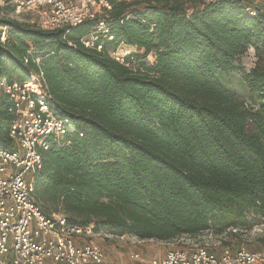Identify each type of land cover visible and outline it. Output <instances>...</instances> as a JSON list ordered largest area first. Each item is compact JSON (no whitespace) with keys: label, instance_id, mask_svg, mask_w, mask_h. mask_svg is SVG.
<instances>
[{"label":"trees","instance_id":"1","mask_svg":"<svg viewBox=\"0 0 264 264\" xmlns=\"http://www.w3.org/2000/svg\"><path fill=\"white\" fill-rule=\"evenodd\" d=\"M11 12L0 6V80L42 72L53 114L83 133L43 154L33 195L45 214L164 242L257 220L264 229L263 0H131L54 31ZM99 22L108 33L92 40ZM119 45L141 53L120 63L111 56ZM249 48L257 62L246 72ZM14 118L0 88V148L13 149Z\"/></svg>","mask_w":264,"mask_h":264},{"label":"built area","instance_id":"2","mask_svg":"<svg viewBox=\"0 0 264 264\" xmlns=\"http://www.w3.org/2000/svg\"><path fill=\"white\" fill-rule=\"evenodd\" d=\"M130 1L10 0V14L20 17L34 13L35 28L54 31L100 19L113 4ZM247 11L255 15L253 8ZM99 33H108L103 22L97 25L92 40ZM0 42H5V29L1 28ZM129 53L117 48L111 56L122 63ZM0 88L9 97L15 117L8 130L13 149L0 148V264H104L105 251L91 240L92 225L80 227L69 224L60 213L45 214L33 195V177L42 168L44 152L52 146L68 145L67 137H82L83 133L70 119L53 114L42 72L27 82L2 78ZM130 259L142 264H264V247L251 251L223 245L215 252L196 245L169 250L161 258H145L135 252Z\"/></svg>","mask_w":264,"mask_h":264},{"label":"rangeland","instance_id":"3","mask_svg":"<svg viewBox=\"0 0 264 264\" xmlns=\"http://www.w3.org/2000/svg\"><path fill=\"white\" fill-rule=\"evenodd\" d=\"M0 6H6L9 9L12 7L10 0L6 2L5 0H0ZM8 18L29 26H33L32 23L37 19L34 13L24 14L20 17L9 14ZM118 48L119 50L129 51L130 53H141L136 48L125 45H119ZM144 61L151 64L154 61V57L152 55L147 56ZM262 61L264 63V60ZM256 62L257 58L255 57L254 50L249 48L247 53L241 58L240 66L244 71L249 72L255 66ZM231 82L236 88L239 98L246 101L248 95L247 87L243 84L240 76L233 75ZM248 219L253 221V216L248 215ZM91 240L98 243L105 251L106 260L104 264H142L132 261L130 255L138 252L142 253L145 258L153 256L161 258L169 250L191 248L196 245L205 246L215 252L223 245H229L231 249L238 247H244L251 251L261 249L264 247V229L261 221L257 220L240 228L226 230L219 236H214L209 232H203L194 237L182 235L176 239L164 242L155 239L140 240L127 235L122 237H109L107 233L94 231Z\"/></svg>","mask_w":264,"mask_h":264}]
</instances>
